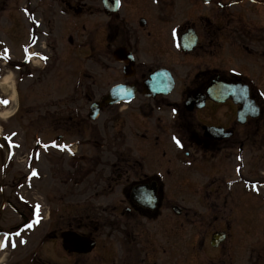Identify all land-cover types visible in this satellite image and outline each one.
Returning <instances> with one entry per match:
<instances>
[{
    "label": "flooded vegetation",
    "instance_id": "obj_1",
    "mask_svg": "<svg viewBox=\"0 0 264 264\" xmlns=\"http://www.w3.org/2000/svg\"><path fill=\"white\" fill-rule=\"evenodd\" d=\"M46 1L49 12L60 21H65L68 28L77 27L75 32L81 29V32L89 34L91 49H104L99 53L103 57L94 58V61L103 60L106 64L119 65L122 81L135 88V98L143 99L136 111L142 114L149 108L153 114L154 110L160 113L165 109L170 110L172 118L168 123L165 121L163 129L172 128L176 136L171 139L172 144L160 136L151 140V158L148 152H138L140 149L123 144L121 153L111 155L113 159L109 160L105 173L104 169H95L101 167L99 162L102 156L80 155L77 166L82 159L92 161L94 164L84 174H95L101 182L105 178L106 187L102 192L99 188L88 194L87 191L78 192L73 213L68 217L56 215L57 209H54L45 220L41 219L38 244L33 248L30 244V248L16 258L0 253V264H61L57 262V255L48 256V246L44 252L42 246L54 243L62 248V234L66 229L78 232L90 242L95 241V248L91 252L72 254L73 264H160V234L157 229L145 228V221L154 223L162 210L172 209L176 205L174 196L178 191L195 190L207 200L212 199V195L217 197L224 187L220 177L227 166L226 162L243 161L244 152L252 153L261 144L255 135L261 128L256 124L263 113L264 98L253 84L254 74L227 72L222 64L225 49L243 48L249 53L254 51L256 55L254 44L261 32L254 22L247 27V31L241 30L243 17L238 13L239 0ZM250 1L258 3L256 0ZM69 43H74L72 37ZM115 51H119V58ZM160 68L168 70L176 82L181 80V84H175L178 96L161 94V91L168 89L166 85H158L161 89L153 91L160 94H154L149 89L150 75ZM214 80L246 83L249 87L246 101L250 103L255 100L260 108L259 117L247 116L242 124L238 119L242 108L240 102H234L231 98L225 102L209 98L207 90ZM200 93L206 94V103L203 108H196L195 98ZM86 96L91 98L88 94ZM188 97L192 98L190 104L185 103ZM190 107H194V110L189 111ZM79 110L80 107L76 108V112ZM158 120L162 118L158 117ZM73 124L79 122L73 119ZM206 126L223 127L231 131L232 136L218 137L210 132L205 133ZM143 138L147 139V136L144 134ZM95 141L90 140L91 143ZM4 145L0 138V147ZM182 153L186 157L185 163L176 159ZM161 160L172 167L176 161L185 169L178 171L168 166L157 170L155 167L161 166ZM145 161L150 162L147 168ZM197 167L201 168L198 171L200 174L195 176L194 168ZM237 171L242 172L240 168ZM198 178L201 179L199 185ZM83 184L81 180L80 185ZM18 185L20 182L16 172L10 170L8 164L0 162V237L7 236L9 244L16 242L17 230L23 231L24 225L32 226L36 218L31 203L22 201L17 195ZM96 185L100 186L98 183ZM106 191V217L101 221L100 214L90 212L89 203L96 204L95 201L102 198ZM216 197L213 199L216 200ZM210 202L216 204L210 200L207 202L209 206ZM180 207L182 212L178 218H182L180 221L183 224L191 215H197L190 207ZM17 217L22 223L19 227ZM202 218L206 222L207 216L203 215ZM98 225L107 228L106 240L101 244L97 237L101 230ZM171 227L175 228V225ZM61 251L64 252L63 248ZM92 253L95 254L93 261L83 259ZM173 258L172 255L170 264Z\"/></svg>",
    "mask_w": 264,
    "mask_h": 264
},
{
    "label": "rangeland",
    "instance_id": "obj_2",
    "mask_svg": "<svg viewBox=\"0 0 264 264\" xmlns=\"http://www.w3.org/2000/svg\"><path fill=\"white\" fill-rule=\"evenodd\" d=\"M239 1H241V5H239L238 13H241L243 17L241 21L243 24H240L241 30L247 31V27H251L254 22L257 25V29L261 32L260 38L258 36V41L254 44L256 55L254 51L248 53L242 51V49L237 50V48L225 49L222 64L227 72L231 69L236 72L254 74L252 76L253 84L264 97V0H259V3H254L250 0ZM11 5H13V8H11ZM13 9H15L14 12L21 14L11 18V22H14V20L20 22V24L16 25L18 29L16 31L20 34L21 39L18 34L14 35L13 30H9V26L4 27L3 22L6 21V15ZM49 11L50 7H48L46 0H0V36L2 33L4 34L5 37L2 38L4 46L11 49L16 56V58H14L15 56L13 57L15 60L5 66L8 69V73L5 74H9L10 70H12L11 81H14L19 96L15 100L7 101L6 97L12 98V83L1 85L0 101L1 98L3 101H7L1 109L15 111L14 108L19 105V111L9 120L0 119V131L1 136H4V138L8 134L16 133L15 138H18L17 140L21 144V148L17 150L16 156L10 160L8 165L10 170L16 172L17 180L20 182V185L16 188L20 195H17L21 196V199L29 198L34 201L33 203L55 204V209H57L55 214L68 217L73 211V204L77 200L78 192L87 191L88 194L94 190L96 191L97 188L102 192L104 187H106L105 178L101 182V179L96 178L95 174H93L95 178L90 175L85 179L83 171L80 170L79 172L77 170L78 168L87 169L83 166L87 161L83 159L77 168L76 160L80 155H98L100 157L102 155L101 163L104 166H101V168L104 169L105 173L110 163L109 160L113 159L108 150L110 142L118 143L117 146H113L115 153H117L116 151L118 153L122 152V145L127 143L136 149H140L138 152L147 151L150 157L151 140H154L156 136H160V138L164 137L166 141L169 140L171 143V139H174L176 135L172 132L174 131L172 128L164 127L163 129L165 121L168 123L172 118L170 110L165 109L166 111L162 113L154 110L153 114H151L148 108L145 113L141 114L136 111L143 100L140 97H136L128 106L115 105L108 108L96 121H90L87 118L90 102L84 98V94L95 95V98H97L99 94L101 95L107 91L109 85L123 78L116 64H111L110 71L106 69L108 67L106 65L98 66L96 70L91 69L88 72V76H81V73L85 71V69L83 70L84 66H81L76 58L73 59L71 50L65 48H63L64 53L61 55L63 65L61 64L62 61L58 64L53 61L51 71H49L46 64L48 60L44 58L46 56L52 59L56 58L58 62L60 56L56 54V50L60 52L58 45L63 47L62 44H58L60 40L55 38L58 32V23H56L55 16ZM26 15L31 17L32 23L29 22L28 24ZM28 26L33 27L34 34L32 39L34 43L37 42L33 50L35 58L33 64H24L21 67L23 64L18 61L25 57L23 50L25 53L28 50L23 46L26 42H29L27 38ZM52 31L54 35H50ZM83 36L84 34H75V37L81 42L86 39L87 34H85V38ZM54 46H56V49ZM87 52V49H83L79 54L82 56L87 54ZM1 53L0 57H4ZM81 56L79 60H84ZM44 66H47V68H44ZM77 77L81 80L79 87L81 92L79 96H73L74 91L71 90ZM59 78H62L64 86L59 83ZM180 81L178 84H181ZM172 96H178L177 87ZM262 104L263 113L256 124L260 125L261 128L260 130L257 129L259 133L255 135L258 143L262 145L258 144L256 151L252 153L244 152V163L238 160L234 161V159V162H226L227 166L220 177L221 183H224L222 193L217 195V197L212 195V199H210L215 201L216 204L212 205L210 202L209 206L207 202L210 200H207L203 194L197 193L195 190L178 191L174 196L175 202L192 208V211L196 212L197 215H191L190 219L183 224L180 221L182 218L179 219L174 216L171 210L168 209L166 211L162 210L159 219L154 223L145 221V228L150 230L157 229V233L160 234V253L158 254L160 264H170L172 255L174 258L171 264H174V262L175 264H264L263 100ZM78 107H80V110L76 112ZM74 109V113L80 114L81 124L87 127L81 128L73 125L74 130L71 128L69 130L65 129L66 133L64 134L66 136L64 135L63 139H65L66 143L72 141L74 146L71 145L70 147L79 151L77 155L71 156L67 152H60L50 148L47 143L56 139L58 133L55 128L63 115L67 117L65 112L69 110V113H71ZM158 117H161L162 120H158ZM244 129L251 131L248 128ZM77 131L79 133L74 135ZM95 132H98L99 137L96 142L89 143L85 140L93 137ZM144 134L147 139L143 138ZM95 136L97 137V134ZM60 138L62 137L60 136ZM174 148L173 150L175 151ZM32 150L35 151L34 154L37 159L33 158L32 166L28 169L26 168V153L28 154ZM0 153V162L8 164L6 148L0 147ZM181 156L176 159L180 160L181 163H185L186 157L184 153ZM239 162L243 166L242 171L244 174H239L237 171ZM149 163V161L144 162L146 168ZM73 166H75V170ZM168 166L178 171L185 169L182 164L176 161L174 167H172L163 160H161V166L159 165L155 168L160 170ZM151 168L152 165L149 166V169ZM194 169H196L194 175H199L200 172L198 171L201 168L197 167ZM29 171L32 173L30 179L28 177L24 179L25 174ZM34 173L38 176L36 177ZM247 177L253 180H249ZM80 179H85L84 184L78 186ZM169 180H172V178ZM255 180L263 183V186L258 182V184L254 182L255 184L252 186L253 182L251 181ZM96 183L100 186L98 187ZM200 183L201 179L198 178V185ZM107 194V191L104 192L102 198L95 201L96 204L93 202L89 203L90 209L95 208L92 212L100 214L99 219L101 221H104L106 217L104 212L106 200L104 196ZM215 197L216 200L213 199ZM57 201L58 206L56 205ZM203 215L207 216L206 222L202 218ZM19 222V217H17V223ZM173 224L175 228L171 227ZM98 227L101 230L97 237L101 244L106 240L107 228L105 229V225H98ZM221 229L228 232V237L222 243V247L216 250L209 245V238L213 232ZM38 231L39 228L34 232H29L28 235L23 233L25 241L22 239L23 236H20L16 240L15 247L8 244L1 253L10 254L16 258L21 255V252L30 248L28 245L31 244V248L35 247L38 244ZM205 235H207L206 241L204 240ZM47 246H49L47 248L48 256L57 255V250H59L57 255L59 260L57 262L73 264V257L61 251L62 248L60 246L57 249L56 244L49 243L42 246L43 252ZM94 256L95 254L92 253L83 257V259L92 260ZM48 259L53 262L50 257Z\"/></svg>",
    "mask_w": 264,
    "mask_h": 264
},
{
    "label": "water",
    "instance_id": "obj_3",
    "mask_svg": "<svg viewBox=\"0 0 264 264\" xmlns=\"http://www.w3.org/2000/svg\"><path fill=\"white\" fill-rule=\"evenodd\" d=\"M156 78H163V75L157 74L154 76V79H156ZM154 84H158V83L156 81L152 80V82L148 83V86L153 88L155 86ZM220 88L222 89L223 94L214 95V98L219 99V100H225L227 97L232 96L235 99V101L237 100V98L232 93L233 90L230 87L221 86ZM214 89H216V88H214ZM155 91H157V90H155ZM132 97H133V89L132 88L126 87V86H120V85L115 86L111 90L110 94L102 99V102H96L91 106L90 117L92 119H95L99 115L100 108H102L106 103H115V102L122 101V100H130ZM199 106H202V105H199ZM244 106L246 107L247 105L244 104ZM216 131H219V130H216ZM64 236H65V247H66V249L73 250V248L75 247V244L77 243V241H79L78 237L74 236L73 234H71L69 232L65 233ZM224 238H225L224 233L215 234L213 237V240H212V244L214 246H218V244Z\"/></svg>",
    "mask_w": 264,
    "mask_h": 264
},
{
    "label": "bare ground",
    "instance_id": "obj_4",
    "mask_svg": "<svg viewBox=\"0 0 264 264\" xmlns=\"http://www.w3.org/2000/svg\"><path fill=\"white\" fill-rule=\"evenodd\" d=\"M8 81V77H5L4 79H3V81H2V84H4V83H6ZM16 99V93H14L13 94V96H12V98H11V100H15ZM14 111L13 110H6V111H2L1 113H0V117L2 118V119H7V118H9L10 117V115L13 113Z\"/></svg>",
    "mask_w": 264,
    "mask_h": 264
},
{
    "label": "snow or ice",
    "instance_id": "obj_5",
    "mask_svg": "<svg viewBox=\"0 0 264 264\" xmlns=\"http://www.w3.org/2000/svg\"><path fill=\"white\" fill-rule=\"evenodd\" d=\"M3 103H7V101H2ZM177 143L179 144V141H177ZM63 147H67V146H63ZM29 227H31V225H29ZM17 235H19V233H17ZM5 241H7V237H5ZM6 246V243H0V247H4ZM13 247H15V244L12 245Z\"/></svg>",
    "mask_w": 264,
    "mask_h": 264
}]
</instances>
